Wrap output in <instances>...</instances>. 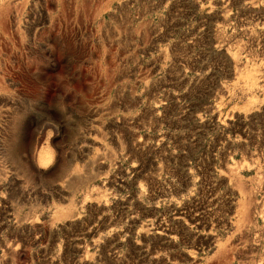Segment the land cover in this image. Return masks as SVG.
Returning <instances> with one entry per match:
<instances>
[{"label":"rangeland","instance_id":"rangeland-1","mask_svg":"<svg viewBox=\"0 0 264 264\" xmlns=\"http://www.w3.org/2000/svg\"><path fill=\"white\" fill-rule=\"evenodd\" d=\"M0 264H264V0H0Z\"/></svg>","mask_w":264,"mask_h":264}]
</instances>
